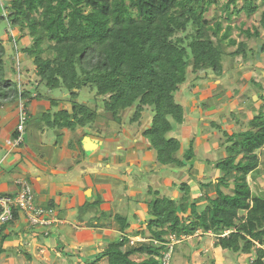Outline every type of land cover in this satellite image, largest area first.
<instances>
[{"label":"trees","instance_id":"obj_1","mask_svg":"<svg viewBox=\"0 0 264 264\" xmlns=\"http://www.w3.org/2000/svg\"><path fill=\"white\" fill-rule=\"evenodd\" d=\"M238 1L227 0L219 6L227 21L232 14L243 12L251 17L259 9L255 0H241L240 7ZM214 4L218 1L9 0L4 14H0V24L7 23L18 31L20 48L10 37V51L16 58L21 55L30 59L36 79L30 88H22L16 80L7 78L5 57L9 54L0 39V106L12 105L21 98L27 107L40 98L38 88L43 84L50 91L66 89L73 100L70 110L58 111L51 109L57 102L50 101V109L39 118L49 129L91 128L98 118L120 124V112L128 109L134 111L128 121L139 123L142 113L148 110L151 125L142 137L155 151L157 163L189 172V162L195 156L193 140L179 159L181 143L172 135L184 121V108L176 95L187 83L189 69L192 74L211 71L219 78L223 76L225 56L247 58L246 43L231 38L233 27H224L222 16L205 18ZM259 24L264 30V11ZM189 26L194 31L187 35ZM241 33L247 38L259 36L257 29ZM233 46H237L235 51L226 52L227 47ZM259 53H264V45ZM11 71L18 73L14 68ZM86 87L102 98L101 111L75 101ZM31 121L27 114L24 136ZM248 124V130L229 133L222 130L220 122L211 123L221 130L226 156L214 162L213 167L221 176L201 184L200 197L194 198L185 182L177 186L178 198L160 195L158 190L149 188L152 198L145 204L149 216L145 225L147 243L130 244L129 236L145 233L127 232V219L117 215L120 238L85 261L162 264L172 238L181 241L201 232L215 237L216 248L250 256L249 264H264V196L253 193L247 181L248 177L255 181L264 175L257 154L264 148V104ZM17 136L14 130L12 140ZM209 185L217 188L214 198L203 190ZM221 187L230 193H224ZM46 209L52 210L51 203ZM19 215L22 214L14 211L13 221ZM13 221L1 229V244L6 238L3 229ZM24 255L31 259L28 253ZM133 256L139 260L132 259Z\"/></svg>","mask_w":264,"mask_h":264},{"label":"crops","instance_id":"obj_2","mask_svg":"<svg viewBox=\"0 0 264 264\" xmlns=\"http://www.w3.org/2000/svg\"><path fill=\"white\" fill-rule=\"evenodd\" d=\"M207 92H204L206 97H211ZM51 100L53 99L49 96L41 94L39 99L29 103V120L37 119L30 122L23 143L10 149L6 144L12 140L14 129L10 125L15 121L16 105L11 109L5 108L13 104L0 106V193L14 195L18 189L16 182L25 180L33 189L36 205L46 208L51 203L52 209V223L44 226L45 228L29 226L22 215L7 225L2 231L6 238L0 243L3 250L0 257L10 254L15 256L16 252L18 255L28 253L32 262L36 260V253L57 257L71 256L70 251L77 250L78 246L83 248L85 245L92 247L95 243H109L122 235L118 227L117 239H109L114 233V229L110 228H114L115 224L119 226L117 215L127 219V232H144V235L136 237L139 242L147 243L149 239L145 225L149 216L145 204L152 198L149 188L158 190L160 195L178 198L180 192L177 186L185 182L191 189V195L196 198L202 195L201 184H207L221 176L218 170L210 169L220 159L211 158V152L216 150L212 151L206 141L201 143L199 140L196 144V137H206L208 134L202 132L208 133V129L192 134L191 121L194 120L189 116V105L187 110L182 104L183 124L175 127L172 133L181 143V150L177 154L179 159L188 148H185L184 141L189 145L193 140L195 156L189 162L190 171L186 172L176 168L168 169L157 163L155 151L142 137V132L151 125L152 115L148 110L142 113L139 123L128 121L126 124L123 120L125 118L120 114V124L109 120L104 122L102 118H98L91 128L58 130L44 128L45 125L39 119L50 109ZM176 100L181 104V88ZM195 102L191 101L193 105ZM199 106L203 111L212 109L211 103L204 102ZM51 109L69 110L58 102ZM129 110L132 109L120 113ZM130 126L140 128L139 136L125 130ZM54 134L62 136L63 145L59 149L53 141L50 153L43 152L42 148L45 146L42 138H54ZM200 146L204 151L199 154L197 151ZM203 190L210 198H214L217 188L209 185ZM82 226L87 230L75 231ZM73 229L75 236L71 235ZM44 231L49 234L45 236ZM89 252L92 255L91 249ZM81 253L82 250H78L77 256H83Z\"/></svg>","mask_w":264,"mask_h":264},{"label":"rangeland","instance_id":"obj_3","mask_svg":"<svg viewBox=\"0 0 264 264\" xmlns=\"http://www.w3.org/2000/svg\"><path fill=\"white\" fill-rule=\"evenodd\" d=\"M9 0H0V14H4L5 3ZM217 5H211L205 18L207 20L213 17H221L222 23L225 27L230 24L233 27L231 38L235 39L236 42H244L247 45V58L230 57L225 56L223 58V76L216 77L211 71L200 72L199 74L188 75V81L186 84L181 86V104L185 109L189 108V116L193 118L191 121V132L199 133L205 128L208 129V133L202 132V134H208L205 136H198L196 144L199 140L203 143L208 142L209 147L212 148L211 158H223L226 156L224 149L221 144L224 143V137L221 130L211 126V123L222 124V130L226 132H239L249 129V121L253 115L258 113V108L264 104V53H259L261 46L264 45V30L261 29L259 20L260 15L264 11V0H255V4L259 7L258 11L251 17H246L242 12L239 15L232 14L231 20L227 21L224 13L221 12L219 6L225 3L227 0H217ZM238 6H241V0L238 1ZM255 29L258 30L259 36L257 38H247L241 33V30H250L253 32ZM194 31L192 26H189L187 35ZM223 32V31H222ZM180 36V35H178ZM10 37L15 42L16 47L20 48L18 41V31L10 28L7 23L0 24V39L6 45L8 49L7 54L9 57H5V68L6 76L9 79L16 80L22 88H30V84L36 78L34 77L33 65L29 58L26 56L15 57L10 51ZM237 46L227 47L226 52L230 53L236 50ZM11 53V54H10ZM6 54V55H7ZM14 58H13V57ZM13 58V60H12ZM12 68L17 69L18 73L13 74ZM201 84L199 85V82ZM207 90V94L211 97H206L204 92ZM38 91L43 96H49L54 101L61 103L65 109H69L73 100L66 89L48 90L43 84L38 88ZM200 92H203L202 94ZM201 94V95H200ZM195 100V105L191 103ZM77 103H85L88 107L94 109L98 107V110H102V98L95 95V90L86 87L79 92L78 98L75 100ZM210 104L212 109L209 111H203L200 109V104ZM18 102H15L11 107L5 109H11ZM29 107V105L27 106ZM25 107L28 111V108ZM188 110V109H187ZM5 112V111H4ZM134 113L133 109L128 112L120 113L125 119V123L128 124L129 118ZM15 121L11 122L10 127L16 129L18 124V113H14ZM29 121V117H28ZM45 128V126H44ZM125 130L131 134L139 136L140 128L136 126L126 127ZM108 133V132H107ZM111 133V131H109ZM55 135V134H54ZM200 137V138H199ZM57 143V148L63 145V138L60 135L46 136L42 138L43 152L50 153L52 144ZM185 148L188 146L185 142ZM6 147L10 149V145L6 144ZM215 149V150H214ZM204 151L203 147H198V153ZM207 151V149H206ZM218 151V152H217ZM260 161V168L264 169V148L257 152ZM171 168V167H166ZM210 169H214L211 165ZM22 179V178H21ZM248 184L253 193H258L264 196V175L258 177L255 181H252L250 177L247 179ZM224 193H230L229 189L221 187ZM1 195V193H0ZM113 222V221H112ZM112 222L110 224H112ZM118 227L114 225V233L111 234L109 239H117L119 236L117 233ZM71 230V235L75 236V231L87 230L84 226L78 229ZM97 234V231H95ZM95 234V235H96ZM94 235V233H93ZM94 235V236H95ZM130 242H139L138 237H129ZM23 242V241H22ZM215 237L210 234H202L201 232L196 233L192 237H187L184 240L176 241L171 239L169 248L170 257L168 264H249L252 257L242 254H234L232 252L221 250L214 246ZM107 242L99 244L95 243L91 246H84L83 248L78 246L77 250L70 251L71 256L57 257L56 255L50 256L45 253H36V260L30 261L25 257L24 254L13 256L10 254L6 257H0V264H88L85 260L93 258L98 252L105 249ZM131 244V243H130ZM90 249L92 255H90ZM78 250H82L81 257L77 256ZM39 252V251H38ZM54 253V252H53ZM55 254V253H54ZM85 258V259H84ZM132 259L139 260L138 256H133ZM98 264H107L106 260H101Z\"/></svg>","mask_w":264,"mask_h":264},{"label":"built area","instance_id":"obj_4","mask_svg":"<svg viewBox=\"0 0 264 264\" xmlns=\"http://www.w3.org/2000/svg\"><path fill=\"white\" fill-rule=\"evenodd\" d=\"M17 102L18 124L15 130L18 136L8 142L11 148H17L23 143V127L27 120V109L24 106V101L19 98ZM16 184L18 189L14 195H0V231L3 226L13 221L14 211L20 212L24 216L25 222L31 227H41L51 224L50 216L52 215V210L36 205L31 185L25 180H18ZM130 243L134 244V242ZM169 257L170 252L164 255L162 264H168Z\"/></svg>","mask_w":264,"mask_h":264}]
</instances>
